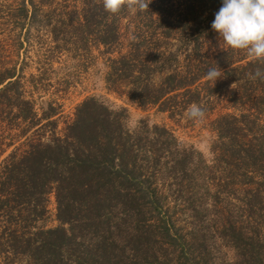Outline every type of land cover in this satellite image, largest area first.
<instances>
[{"label":"trees","instance_id":"16d2710c","mask_svg":"<svg viewBox=\"0 0 264 264\" xmlns=\"http://www.w3.org/2000/svg\"><path fill=\"white\" fill-rule=\"evenodd\" d=\"M49 1L24 0L19 8L36 18ZM221 6L222 0H152L144 27L125 52L109 57L106 73L109 89L171 117L222 89L234 106L248 104L214 120V160L166 125L130 129L125 107L89 96L62 135L27 136L25 148L11 151L0 168L1 262L22 256L31 264H168V254L163 259L150 246L158 237L169 242V264H208L204 223L242 251V263H256L264 247V81L249 73L264 70V63L222 43L211 28ZM127 11L112 15L102 2L82 0L80 12L59 15L74 22L77 47L92 41L109 49L121 45ZM161 38L178 44L164 49ZM216 65L224 76L214 85L205 74ZM16 76L0 71V104L17 108L14 116L26 124L22 134L39 132L43 119L56 124L57 108L51 104L38 117ZM51 192L59 224L44 227L38 222ZM177 203L195 223L186 237L170 214Z\"/></svg>","mask_w":264,"mask_h":264},{"label":"rangeland","instance_id":"374dc122","mask_svg":"<svg viewBox=\"0 0 264 264\" xmlns=\"http://www.w3.org/2000/svg\"><path fill=\"white\" fill-rule=\"evenodd\" d=\"M23 1L0 0V71L5 69L16 71L21 92L33 102L38 117H43L45 109H49L51 104L55 106L57 112L51 119H54L56 124L46 125L48 120L43 119L38 127L43 123L45 125L39 132L34 131L35 127L23 135L22 130L26 124L14 116L17 108L9 107L5 103L0 104V168L11 151H22L25 148L27 136L34 137L38 136L37 133L43 132L47 138L52 131L62 135L67 124L74 119L77 106L89 96L98 97L115 109L125 107L128 113L126 122L132 130L138 129L143 122L151 126L166 125L183 143L200 150L209 162L214 160L213 145L218 140L214 120L225 113H241L248 107V104L234 106L229 101L226 89L213 94L211 100L204 98L198 104L206 114L202 123H196L185 115L191 104L173 117L168 111L161 110L158 105L142 106L126 95L109 89L106 73L109 57L117 56L121 51L125 52L129 40L135 36L138 28L144 27L147 22L143 19L144 12L132 14L127 11L122 18L121 45L107 49L91 41L84 47H77L73 43L76 40L75 29L72 27L74 22L61 21L59 13L65 9H76L80 12L82 0H51L41 6L42 13L39 12L36 18H32L31 14L22 15L19 7ZM51 17L54 19L48 21ZM161 39L160 44L164 49H173L178 44L173 38ZM238 52L245 53L243 50ZM4 84H1L0 88ZM228 87H235V83ZM167 191L169 193V190ZM165 200L169 203L173 198L169 199L168 195ZM182 205L177 203V209L170 214L177 231L182 237H186L195 223L193 224L192 217L187 210H183ZM48 209L47 215L38 224L44 227L58 225L54 192L49 194ZM200 228L206 239L203 245L207 250L208 264H244L242 263L244 254L229 238L215 233L211 227L206 228L204 223ZM150 246L156 248L161 258L167 253L166 260L169 264V242L157 237ZM0 264L6 263L0 260ZM11 264L31 263L26 257L19 256ZM255 264H264V247L260 250Z\"/></svg>","mask_w":264,"mask_h":264},{"label":"clouds","instance_id":"9594fccd","mask_svg":"<svg viewBox=\"0 0 264 264\" xmlns=\"http://www.w3.org/2000/svg\"><path fill=\"white\" fill-rule=\"evenodd\" d=\"M105 12L112 15L127 9L132 14L148 10L152 0H98ZM211 28L222 38L224 44L232 50H243L253 60L264 63V0H222V6L216 12ZM224 76L216 65L208 68L205 78L215 82ZM264 81V70L257 68L249 73V79ZM185 115L196 123H202L205 110L202 106L191 104Z\"/></svg>","mask_w":264,"mask_h":264}]
</instances>
